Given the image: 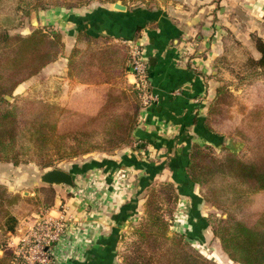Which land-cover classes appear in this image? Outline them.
<instances>
[{
  "label": "trees",
  "instance_id": "16d2710c",
  "mask_svg": "<svg viewBox=\"0 0 264 264\" xmlns=\"http://www.w3.org/2000/svg\"><path fill=\"white\" fill-rule=\"evenodd\" d=\"M86 1L26 0L25 7L70 8ZM106 42L100 35L79 31L67 57L69 76L84 84H107L101 103L93 112H85L22 96L8 102L4 96L56 60L65 43L55 29H35L26 35L0 30V161L16 165L41 158L46 164L51 154L61 158L130 142L141 105L138 89L123 77L131 47ZM255 44L259 57L251 62L263 69L264 39L256 38ZM258 74L263 80L250 83V104L238 123L224 117L232 96L225 85L217 88L204 121L207 131L244 142L245 151L222 150L218 157L210 146L193 143L185 169L200 197L225 214L211 213L204 221L228 259L238 264H264V71ZM89 137L95 141H85ZM223 176L224 184L208 189L209 179ZM172 186L168 182L149 191L145 217L131 226L135 241L121 264H217L180 233L169 234L170 222L164 216L171 217L178 199ZM45 191L49 201L44 204H50L55 195L51 189ZM30 200L0 184V250H4L0 264H26L8 249V234L16 231Z\"/></svg>",
  "mask_w": 264,
  "mask_h": 264
},
{
  "label": "crops",
  "instance_id": "0c3cea01",
  "mask_svg": "<svg viewBox=\"0 0 264 264\" xmlns=\"http://www.w3.org/2000/svg\"><path fill=\"white\" fill-rule=\"evenodd\" d=\"M263 22L264 0H175L171 7L151 10L98 5L66 15L64 40L69 48L75 41L71 37L79 31L100 35L107 45H138L148 64L150 92L157 101L139 110L133 131L137 146L122 149L119 155L91 159L82 165L83 171L80 166L68 171L73 179L88 175L93 189H56L48 214L58 216L64 206L71 221L53 245L52 264H120L119 234L138 215L141 194L155 180L173 183L179 197L188 199L187 228L190 219L191 224L202 219L207 232L206 215L199 207L202 198L185 170L188 151L193 143H220V137L206 130L204 121L215 94L210 76L213 59L222 51L225 35L232 31L261 35ZM67 56L42 70L57 75L62 104L78 107L71 100L78 94L75 89L104 90L107 84H84L69 76ZM128 80L133 82L129 74ZM20 230L21 226L11 240L16 242L27 229Z\"/></svg>",
  "mask_w": 264,
  "mask_h": 264
},
{
  "label": "rangeland",
  "instance_id": "374dc122",
  "mask_svg": "<svg viewBox=\"0 0 264 264\" xmlns=\"http://www.w3.org/2000/svg\"><path fill=\"white\" fill-rule=\"evenodd\" d=\"M172 1L175 2V0H117L116 2L124 4L130 8L142 7L151 10L163 6L171 7L173 4ZM25 5L26 0H0V30H5L9 34L26 35L35 29H55L61 33L63 41L65 43L64 38H66V32L63 23L67 14L82 13L86 9L98 5L113 6V3L109 0H87L80 5H76L70 8L61 6H49L47 8L37 10L33 9L32 7L27 8L25 7ZM34 20L36 21V23H33ZM75 20L76 17L73 15L72 23L77 26ZM73 38L76 39L74 35L71 37V39ZM256 38L264 39V22L263 33L261 35H258L257 33L242 34L233 31L229 34L227 33L223 41L222 51L218 52L217 56L213 59V73L210 75L213 79L211 82L212 88H214L215 94L217 88L221 85H225L226 89L230 91L232 96L229 99V105L225 106L224 117L229 119L230 121L236 120L237 123L238 120H240L246 113L250 104V83L256 80H263L258 73L263 72L264 68H254L253 63L251 62L252 60H255L259 57V53L256 49L255 44ZM69 45L67 46L66 43L64 44L61 53L56 59L64 57L65 54H69L71 52L73 46L69 48ZM204 52L205 50L203 52H200V55L204 54ZM42 69L36 75L19 84L12 95H8L11 97L10 100L6 99L5 96L7 95L4 96L5 99L8 102L12 103L14 100L13 97L22 96L23 98L30 100L54 103L56 105H59L63 109L71 108L79 111L93 112L94 109L97 108L98 102L100 104L104 98L106 88L104 90L96 89L94 91L86 90L82 92H78L75 89L74 92L78 94L77 96L72 94L74 96L71 100L73 102V105H76L78 107H67L66 105L62 104V101H64V99L60 97L62 88L60 87V84H58V79H55L57 75L55 74V72H48L47 70L44 71ZM128 71V67L126 66L123 77L127 83L132 84V82L128 80ZM212 100L207 104L208 107ZM141 107L142 105H140V108ZM138 115L135 122V128L139 123ZM216 136L220 137V143L218 145L214 146L206 144L213 150L214 156H221L222 150L242 153L246 149V145L244 144V142L236 139V137L225 135ZM94 139L95 138L89 137L85 141L93 142L95 141ZM96 141H98L97 138ZM135 141L136 140L133 139L132 133L130 142L126 145H121L120 147L110 150L95 148L78 155L67 157L62 156L61 158L56 157L54 154H51L50 157H48L50 159V162L46 164H44V162H40L41 158H37L36 160L38 161L35 162L26 161L16 165L11 162L0 161V184L4 185L9 191L18 193L21 197H31V200L29 201L30 204L25 206L26 214L22 215V217L19 219V224L16 231L13 234H8V241H11V236L18 232L20 226V231L24 232L27 227L34 222L35 219L41 218L44 215L48 214L47 210L48 208L50 209V207L53 205V202H51L50 204H44V200L49 201V194L48 192L46 193V189H51V192L54 193V195L57 193L56 189H68V187H71L73 189H93V179L91 177V179H88V175H86V177L84 178L77 177L76 175L73 179V186H51L42 183L39 180V176L43 172L51 168H59L68 172L72 170V167L76 168L78 166H80V170L83 171L84 167L82 165L87 164L86 162L90 161L91 159H101L103 156L110 157L116 153H118L117 155H119L122 149H126L127 147L130 149L137 146ZM209 162H206L205 164H208ZM211 162L214 163V161ZM85 174H87V172ZM224 179L225 176L209 179V183L207 184L208 189H214L218 187V185L224 184ZM168 182L169 181L164 179L159 181L155 180L151 182V184L146 189L143 190L141 194L142 200L139 206L138 215L127 222V226L122 229L118 237L116 254L117 260H119L120 264L123 261V255L126 254L127 249H129L135 241V236L132 234L133 230L131 226L134 227L135 225H139L145 217V204L149 196V191ZM171 184L173 185V189H175V193H177L176 187L173 183ZM238 187L240 186L237 185L236 188ZM182 203H184L183 206L181 205ZM189 207L190 206L188 203V199L181 198L178 195L176 207L172 212L171 217L169 218L167 214H165L164 216L165 219H169L170 222L169 234L171 235L175 232L180 233L184 238L190 241V244L195 249H197L199 253L217 264H238L228 259L227 255L221 249L218 239L214 237L211 229L208 226L207 232L204 231L205 229L201 226L202 219H197V221L192 222V224L190 219L188 223H190L191 227L187 228L186 219L187 213L190 212ZM199 207L201 212L204 213L206 217H208L211 213L215 214L214 216L216 217H225V214L222 213L221 210L215 209L210 204V202L206 200L202 199V203ZM70 221L71 220H69L67 223H69ZM27 224L28 226L26 227L22 226ZM22 227L24 228L22 229ZM9 247H11L10 245L8 246V249L11 250V248ZM3 251L4 250H0V257L3 254Z\"/></svg>",
  "mask_w": 264,
  "mask_h": 264
},
{
  "label": "built area",
  "instance_id": "2783aa9c",
  "mask_svg": "<svg viewBox=\"0 0 264 264\" xmlns=\"http://www.w3.org/2000/svg\"><path fill=\"white\" fill-rule=\"evenodd\" d=\"M129 45L131 60L128 64V74L133 79L132 84L139 91L141 105L144 107L156 103L157 96L149 89L148 64L139 46L134 42ZM69 219L64 206L58 216L47 214L35 219L16 242H9L10 248L26 264H52L53 245L65 232Z\"/></svg>",
  "mask_w": 264,
  "mask_h": 264
},
{
  "label": "water",
  "instance_id": "95a60500",
  "mask_svg": "<svg viewBox=\"0 0 264 264\" xmlns=\"http://www.w3.org/2000/svg\"><path fill=\"white\" fill-rule=\"evenodd\" d=\"M113 7L119 10H125L126 6L124 4L115 2L113 3ZM33 23H36V21L34 20ZM6 99H11L10 96H5ZM39 180L42 183L51 185V186H57V185H67V186H73V178L72 175L67 172L64 171L62 169L59 168H51L45 172H43L40 176H39Z\"/></svg>",
  "mask_w": 264,
  "mask_h": 264
}]
</instances>
